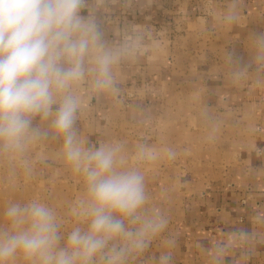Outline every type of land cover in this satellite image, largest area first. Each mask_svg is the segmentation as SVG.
<instances>
[{"label":"crops","instance_id":"obj_1","mask_svg":"<svg viewBox=\"0 0 264 264\" xmlns=\"http://www.w3.org/2000/svg\"><path fill=\"white\" fill-rule=\"evenodd\" d=\"M88 3L106 41L127 42L129 54L115 68L118 93L79 86L81 138L122 140L130 153L140 140L177 152L171 160L138 162L130 155L126 161L143 170L150 206L169 217L166 232L132 264H156L168 235L176 241L173 264H216L220 242L230 245L222 264H264V65L253 63L235 81L225 59L231 52L249 60V37L264 32V0H240V18L232 25L220 20L229 0ZM60 147L51 139L33 144L31 173H13L0 158V169L7 170L0 178L82 181ZM239 229L255 233L249 244L233 239Z\"/></svg>","mask_w":264,"mask_h":264},{"label":"clouds","instance_id":"obj_2","mask_svg":"<svg viewBox=\"0 0 264 264\" xmlns=\"http://www.w3.org/2000/svg\"><path fill=\"white\" fill-rule=\"evenodd\" d=\"M240 13V0H229L220 20L235 24ZM248 52L247 62L225 54L235 81L243 80L253 63L264 65V32L249 37ZM128 54L127 42L112 46L106 41L88 0H0V158L13 173L17 168L31 173L32 145L56 140L62 159L83 183L70 205L80 223L66 234L61 217L46 202L9 203L0 227V264L18 259L24 264H132L166 232L169 217L150 206L143 170L126 161L130 155L138 162L171 160L175 149L140 140L130 153L122 140L85 142L78 128L79 86L87 82L96 94L118 93L115 68ZM254 236L245 229L233 233L246 245ZM175 244L168 235L167 250L156 264H173ZM229 251V244L218 243L216 264Z\"/></svg>","mask_w":264,"mask_h":264},{"label":"rangeland","instance_id":"obj_3","mask_svg":"<svg viewBox=\"0 0 264 264\" xmlns=\"http://www.w3.org/2000/svg\"><path fill=\"white\" fill-rule=\"evenodd\" d=\"M3 166V163L0 164V167ZM1 172L7 173V170L2 168ZM82 191L81 179H77L75 182L72 180L57 181L48 177V181L45 183L40 180L31 181L25 179L24 176L21 179L18 177L0 178V227L5 225L3 211L9 203H26L37 199L46 202L57 211L63 224L62 232L66 234L80 223L70 214V205L81 195ZM15 264H24V261L18 259Z\"/></svg>","mask_w":264,"mask_h":264}]
</instances>
